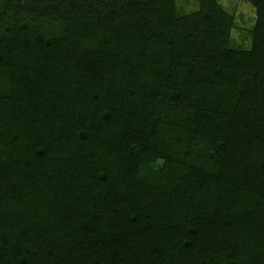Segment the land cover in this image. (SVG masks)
I'll use <instances>...</instances> for the list:
<instances>
[{
    "label": "trees",
    "instance_id": "16d2710c",
    "mask_svg": "<svg viewBox=\"0 0 264 264\" xmlns=\"http://www.w3.org/2000/svg\"><path fill=\"white\" fill-rule=\"evenodd\" d=\"M0 0V264H264V0Z\"/></svg>",
    "mask_w": 264,
    "mask_h": 264
},
{
    "label": "rangeland",
    "instance_id": "374dc122",
    "mask_svg": "<svg viewBox=\"0 0 264 264\" xmlns=\"http://www.w3.org/2000/svg\"><path fill=\"white\" fill-rule=\"evenodd\" d=\"M219 1L235 16L236 26L232 31V40L234 43L250 46L251 38L248 29H250L255 22V8L247 0ZM177 4L180 10L190 11L198 6V0H177Z\"/></svg>",
    "mask_w": 264,
    "mask_h": 264
}]
</instances>
